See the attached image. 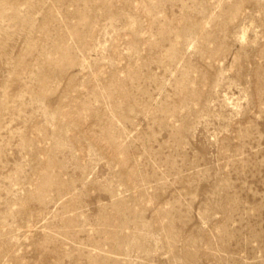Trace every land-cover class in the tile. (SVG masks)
Wrapping results in <instances>:
<instances>
[{"label":"rangeland","instance_id":"1","mask_svg":"<svg viewBox=\"0 0 264 264\" xmlns=\"http://www.w3.org/2000/svg\"><path fill=\"white\" fill-rule=\"evenodd\" d=\"M0 264H264V0H0Z\"/></svg>","mask_w":264,"mask_h":264}]
</instances>
